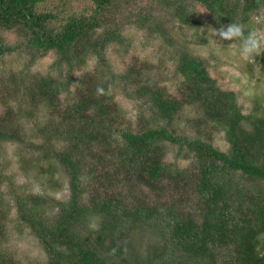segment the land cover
I'll use <instances>...</instances> for the list:
<instances>
[{"label": "trees", "instance_id": "1", "mask_svg": "<svg viewBox=\"0 0 264 264\" xmlns=\"http://www.w3.org/2000/svg\"><path fill=\"white\" fill-rule=\"evenodd\" d=\"M47 2L0 0V59L32 54L23 71L0 70V145H27L49 182L68 175L69 194L28 191L0 173V264H24L2 245L13 212L44 249L41 264H264V98L245 112L176 29L233 22L247 35L264 0H89L81 10ZM126 23L171 48L177 94L150 61L137 56L121 70L106 56L111 45L131 47ZM50 52L57 74L32 72ZM90 56L93 69L77 73ZM116 89L140 103L133 120ZM186 109L196 134L178 126ZM216 131L226 150L212 142Z\"/></svg>", "mask_w": 264, "mask_h": 264}, {"label": "rangeland", "instance_id": "2", "mask_svg": "<svg viewBox=\"0 0 264 264\" xmlns=\"http://www.w3.org/2000/svg\"><path fill=\"white\" fill-rule=\"evenodd\" d=\"M89 0H48L47 7L53 9L67 5L70 10H81ZM148 0H138L139 3H146ZM150 1V0H149ZM196 11L203 17L208 14V10L200 3H196ZM127 8V7H126ZM254 31L264 39V7L258 13L254 14ZM177 22L176 29L183 35L191 51L195 54L205 57L209 62L211 74L216 77L218 84L224 89H232L237 92L238 101L245 112L251 110L254 100L257 97L264 98V46L254 53L250 58L244 59L240 56V39L232 38L229 40L222 39L218 36L216 29L220 27L213 25H204L199 27H180ZM125 34L131 38V47L128 51H122L118 45H111L106 50V56L115 65L117 69H124L126 64L134 57L148 60L153 64V75L159 80V83L167 87L168 92L178 93V78L174 75V59L171 56L170 47L163 43L162 38L156 35H149L144 29L132 23L125 24ZM10 40L14 35L7 33ZM204 36L207 41L203 44L197 42L198 37ZM185 42V43H186ZM32 54L25 50L22 53L15 52L7 54L0 59V70L16 72L25 69L26 62L31 60ZM91 57V58H90ZM87 65L82 71L91 70L96 64L94 56H90ZM56 59V54L50 52L44 57L38 58L31 63V71L39 73L57 74V69L52 66ZM110 91H113L110 89ZM115 99L120 106L126 111L127 116L135 118L140 103L134 99L126 97L119 89L114 90ZM1 93V92H0ZM20 97V96H19ZM18 97V99H19ZM14 105L19 104L15 100ZM6 106L0 100V114ZM195 112L186 109L180 118L177 119L179 127L197 133L193 127V118ZM191 121H190V120ZM27 127H30L28 124ZM193 134V135H194ZM212 142L222 150L228 148V142L221 131L213 134ZM175 149H171L169 158L174 159ZM32 150L28 152V146L22 143L6 142L0 145V173L9 175L16 184L24 185L28 191L48 193L56 197H67L69 194V178L62 170L55 171L54 179L49 182L47 173H42L43 169L35 167L33 163ZM27 162V164H25ZM180 164L186 166L189 160H181ZM27 165V171L24 169ZM38 173L43 174V176ZM27 187V188H26ZM0 188L6 189V182L0 185ZM11 202V197L6 195ZM15 212L12 213L6 224L5 235L2 239L3 248L13 252L15 257L20 259L24 264H41L46 261V253L39 243L28 230L21 231L14 220ZM1 239V238H0Z\"/></svg>", "mask_w": 264, "mask_h": 264}, {"label": "clouds", "instance_id": "3", "mask_svg": "<svg viewBox=\"0 0 264 264\" xmlns=\"http://www.w3.org/2000/svg\"><path fill=\"white\" fill-rule=\"evenodd\" d=\"M218 36L229 40L232 38L240 39V56L244 59L250 58L261 46H264L262 39L254 30H250L247 35L243 33V26L239 23L230 22L227 25H221L216 29Z\"/></svg>", "mask_w": 264, "mask_h": 264}]
</instances>
